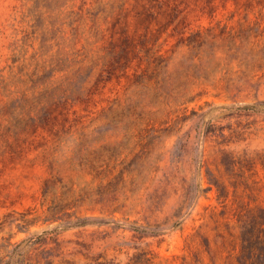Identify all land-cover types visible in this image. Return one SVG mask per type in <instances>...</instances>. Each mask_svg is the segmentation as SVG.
<instances>
[{
    "label": "rangeland",
    "instance_id": "rangeland-1",
    "mask_svg": "<svg viewBox=\"0 0 264 264\" xmlns=\"http://www.w3.org/2000/svg\"><path fill=\"white\" fill-rule=\"evenodd\" d=\"M252 220L264 0H0V264H242Z\"/></svg>",
    "mask_w": 264,
    "mask_h": 264
},
{
    "label": "trees",
    "instance_id": "trees-1",
    "mask_svg": "<svg viewBox=\"0 0 264 264\" xmlns=\"http://www.w3.org/2000/svg\"><path fill=\"white\" fill-rule=\"evenodd\" d=\"M227 170L231 173H234L237 161L234 159H230L229 162H226ZM218 190L220 191L219 197H223L225 193V187L217 184ZM260 226V228H257ZM246 230L242 234V250L243 252H247L248 256L244 258L242 264H264V259L259 257H254V251L264 249V239L260 238L259 234H256V230L259 232H264V222L259 225L255 220L247 223ZM245 257V256H243ZM5 264H8L6 262ZM46 264H73L71 262H62V263H55L54 261H48ZM97 264H103L97 262ZM127 264H153L149 260H142V256L134 257L131 261Z\"/></svg>",
    "mask_w": 264,
    "mask_h": 264
}]
</instances>
